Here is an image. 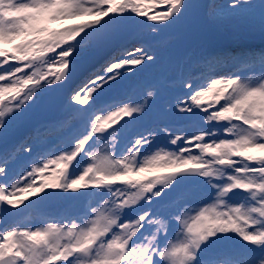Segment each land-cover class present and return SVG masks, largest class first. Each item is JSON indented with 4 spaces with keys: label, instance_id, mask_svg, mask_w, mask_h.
<instances>
[{
    "label": "snow or ice",
    "instance_id": "6c2138e0",
    "mask_svg": "<svg viewBox=\"0 0 264 264\" xmlns=\"http://www.w3.org/2000/svg\"><path fill=\"white\" fill-rule=\"evenodd\" d=\"M200 19L264 0H0V264H264V48L176 56Z\"/></svg>",
    "mask_w": 264,
    "mask_h": 264
},
{
    "label": "rangeland",
    "instance_id": "374dc122",
    "mask_svg": "<svg viewBox=\"0 0 264 264\" xmlns=\"http://www.w3.org/2000/svg\"><path fill=\"white\" fill-rule=\"evenodd\" d=\"M227 0H219L216 3L223 4L226 3ZM219 28L220 33H223L225 40L220 43H214V46H219L224 50L225 47L229 48V51L234 53L240 52L247 49H260L264 48V32H261L260 28L255 24H250L245 21H237L235 23L230 24L233 27V33H230L229 28L227 26H217ZM243 29V30H242ZM180 48L184 47L186 44L191 45L188 49L195 50L198 49L199 45L190 39V37L183 36L180 40L174 41ZM211 48V52H217L219 49ZM260 70V69H257ZM251 75V74H250ZM163 147V143L161 144ZM174 147V146H173ZM154 149L153 151H155ZM17 155H22V153H17ZM39 179V178H38ZM196 181H188L181 182L182 185L191 186L195 184ZM197 194L201 197H207L208 192L205 187H197ZM66 195V194H65ZM93 202L92 200L90 201ZM211 202V200H209ZM230 204L239 205L243 203V200L238 197H232L228 200ZM219 210V209H218ZM34 217L36 219L44 220V215L39 211L34 212ZM184 237L179 236L175 238L176 243L183 242ZM214 244L212 248L210 247L208 250V257L214 258L216 260H222L227 258V254L230 251H239L248 255H258L251 246L245 245L240 237L236 234L229 233L226 237L221 238L220 240H214ZM211 246V245H210Z\"/></svg>",
    "mask_w": 264,
    "mask_h": 264
},
{
    "label": "water",
    "instance_id": "95a60500",
    "mask_svg": "<svg viewBox=\"0 0 264 264\" xmlns=\"http://www.w3.org/2000/svg\"><path fill=\"white\" fill-rule=\"evenodd\" d=\"M184 33H191L196 35L198 38L202 39V40H207V39H211V40H215L216 36H217V30H215L212 27V24L207 23L206 21H204L203 19H200L193 28L186 30ZM105 56V55H104ZM102 56L100 59H98L95 63H93L92 65H90L87 69H90L93 65H95L96 63H98L101 59H103ZM83 70L80 73H77L75 79L71 82V84L69 85V88L66 89L65 91V95L67 94V91L71 88V87H75L76 84L79 83L80 79L86 74V70Z\"/></svg>",
    "mask_w": 264,
    "mask_h": 264
}]
</instances>
